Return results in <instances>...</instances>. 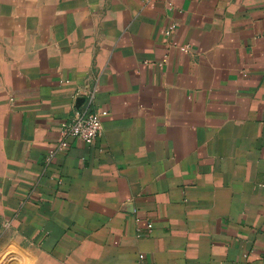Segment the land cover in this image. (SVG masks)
<instances>
[{
  "label": "crops",
  "instance_id": "0c3cea01",
  "mask_svg": "<svg viewBox=\"0 0 264 264\" xmlns=\"http://www.w3.org/2000/svg\"><path fill=\"white\" fill-rule=\"evenodd\" d=\"M0 264H264V0H0Z\"/></svg>",
  "mask_w": 264,
  "mask_h": 264
},
{
  "label": "built area",
  "instance_id": "2783aa9c",
  "mask_svg": "<svg viewBox=\"0 0 264 264\" xmlns=\"http://www.w3.org/2000/svg\"><path fill=\"white\" fill-rule=\"evenodd\" d=\"M176 24L172 23L166 28V34L170 35L175 30ZM76 97H84V104L76 108L73 115L60 125L58 149L65 148L68 139L74 138L82 140L91 145L98 141L103 135V118L108 115L104 108H95V93L79 90ZM57 149L51 150L48 154L52 158ZM153 227L148 224L149 230ZM142 257V256H140Z\"/></svg>",
  "mask_w": 264,
  "mask_h": 264
},
{
  "label": "water",
  "instance_id": "95a60500",
  "mask_svg": "<svg viewBox=\"0 0 264 264\" xmlns=\"http://www.w3.org/2000/svg\"><path fill=\"white\" fill-rule=\"evenodd\" d=\"M83 101H84L83 98L79 99V100H78V105H77V106H80V103H82Z\"/></svg>",
  "mask_w": 264,
  "mask_h": 264
}]
</instances>
